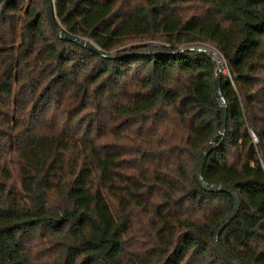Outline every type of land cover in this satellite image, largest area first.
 <instances>
[{
	"label": "trees",
	"instance_id": "16d2710c",
	"mask_svg": "<svg viewBox=\"0 0 264 264\" xmlns=\"http://www.w3.org/2000/svg\"><path fill=\"white\" fill-rule=\"evenodd\" d=\"M54 11L100 52L42 0H0V264H264V0ZM195 45L221 56V95ZM212 143L203 179L240 201L224 256L235 200L198 178Z\"/></svg>",
	"mask_w": 264,
	"mask_h": 264
},
{
	"label": "water",
	"instance_id": "95a60500",
	"mask_svg": "<svg viewBox=\"0 0 264 264\" xmlns=\"http://www.w3.org/2000/svg\"><path fill=\"white\" fill-rule=\"evenodd\" d=\"M43 4H44V7L46 9V13H47V16H48V20L50 22V25L53 29V31L55 32V34L60 37L61 39L63 40H67V41H71V42H75L79 45H82L86 48H89L95 52H100L99 49H97L96 47H94L90 42H88L87 40H84V39H81V38H77V37H73V36H70L66 33H64L63 31H59L57 29V26L55 24V21H54V17H55V11H54V0H42ZM207 46V45H206ZM209 47V46H207ZM211 48L212 50L214 51H194V50H187V51H193V52H197V53H207L209 54L214 60L215 62L217 63V92L219 95H221V88H220V81H221V78L223 76V71H222V59L220 60H217L216 58V53L217 51L212 48V47H209ZM181 52V50H180ZM145 53H162L160 51L158 52H145ZM218 54V53H217ZM220 56V55H219ZM221 58V56H220ZM220 107L222 108V112H223V116H224V119L226 121V118H227V107H226V104L224 102L223 99H221V102H220ZM224 121V123H225ZM223 134H224V131H223ZM213 143L199 156V159H198V178L202 184V186L210 191V192H214V193H219V192H226L228 194H230L234 200H235V209H234V212L224 221V223L221 225V227L219 228L218 232H217V235H216V245H217V251L221 254V255H225V253L220 249V246H219V235L220 233L222 232V230L233 220V218L236 216V214L238 213V209H239V205H240V201H239V196L238 194L231 188H228L226 186H223V185H212V184H208L204 179H203V176H202V168H203V161L204 159L206 158L208 152L210 150L213 149ZM229 258V261L233 264H242L240 263L239 261L235 260L234 258L232 257H228Z\"/></svg>",
	"mask_w": 264,
	"mask_h": 264
},
{
	"label": "rangeland",
	"instance_id": "374dc122",
	"mask_svg": "<svg viewBox=\"0 0 264 264\" xmlns=\"http://www.w3.org/2000/svg\"><path fill=\"white\" fill-rule=\"evenodd\" d=\"M147 46H148V48H146L144 51L145 52H158L159 51V44H155V43H147L146 44ZM189 49H191V50H194V51H198V50H202V51H205V50H207V51H214V50H212L211 48H209V47H207L206 45H195V46H189V47H187V48H183V49H181V51H184V50H189ZM218 53V52H217ZM216 53V55H217V57L219 58V59H221L220 58V56H219V53L217 54ZM222 71H223V73L224 74H227V69H226V67H224L223 65V60H222Z\"/></svg>",
	"mask_w": 264,
	"mask_h": 264
},
{
	"label": "bare ground",
	"instance_id": "6f19581e",
	"mask_svg": "<svg viewBox=\"0 0 264 264\" xmlns=\"http://www.w3.org/2000/svg\"><path fill=\"white\" fill-rule=\"evenodd\" d=\"M216 58H217V60H220V59L217 57V55H216Z\"/></svg>",
	"mask_w": 264,
	"mask_h": 264
}]
</instances>
